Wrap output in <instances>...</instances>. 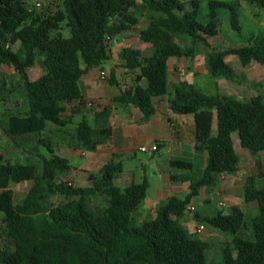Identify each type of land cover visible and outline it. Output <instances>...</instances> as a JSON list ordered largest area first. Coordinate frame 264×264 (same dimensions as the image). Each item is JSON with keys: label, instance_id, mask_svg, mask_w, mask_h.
I'll return each instance as SVG.
<instances>
[{"label": "trees", "instance_id": "16d2710c", "mask_svg": "<svg viewBox=\"0 0 264 264\" xmlns=\"http://www.w3.org/2000/svg\"><path fill=\"white\" fill-rule=\"evenodd\" d=\"M31 1L0 0V66H13L17 76L11 83L0 79V122L14 143V157L6 152L0 157V188H6L11 178L33 182L21 201L14 200L11 190L0 192V264H209L208 241L190 232L180 219L202 188L212 189L221 173L239 170L235 134L243 148L255 154L263 151L264 95L239 99L233 93H207L187 79L170 87L168 58L194 57L204 43L210 47L208 71L226 79L238 75L227 55H236L244 67L252 61L264 64V40L251 38L248 44L224 50L209 41L219 35L222 9L228 10L233 28L240 29V2L208 0L209 10L200 16L199 0H60L55 8L51 4L40 12ZM251 1L264 7V0ZM140 3L146 5L148 24L139 38L150 43L152 51L143 56L126 49L124 58L135 60L139 72L117 100L133 97L145 122L156 113L153 97L169 94L174 113L192 114L194 148L207 152L208 159L198 168L190 159L170 160V167L178 170L171 173L170 181L187 182V196H168L152 220L132 226L134 212L147 196L148 178L117 186L115 179L125 167L121 161L109 160L99 175L89 177L105 196V204L94 205L84 187L56 181L70 163L57 152L50 134L64 130L73 115L82 112L83 75L111 58L107 35L113 39L139 24L134 8ZM64 22L69 38L60 32ZM181 36L190 43L180 41ZM38 55L44 70L31 80L28 70ZM143 79L145 85L140 83ZM109 81L117 84L114 72ZM110 114L112 108L106 105L95 112L93 124L86 117L77 123L75 135L86 149L96 150L110 141ZM215 114L218 133L213 136ZM49 123L56 128L49 129ZM156 143V151L165 144ZM263 176L264 171L244 181L246 202H257L250 227L244 224L246 212L237 205L229 213L206 217L210 226L232 236L222 248V264H264V186L257 183ZM57 193L76 197L54 203L51 198Z\"/></svg>", "mask_w": 264, "mask_h": 264}, {"label": "rangeland", "instance_id": "374dc122", "mask_svg": "<svg viewBox=\"0 0 264 264\" xmlns=\"http://www.w3.org/2000/svg\"><path fill=\"white\" fill-rule=\"evenodd\" d=\"M42 2V6H37L36 2L37 0H32L31 7L36 12H40L43 8H46L47 6L52 4V7L58 6V3L60 0H38ZM187 1V0H182ZM200 2V16H204L208 9V0H199ZM224 1H234V0H224ZM237 2H240L241 5V11L242 14L240 16V29L237 30L233 28L230 22V17L228 14V10L222 9L220 10V20H221V26H220V32L219 35L216 37L209 38V41L211 42V46L215 47L217 49L224 50L228 47L232 46H241L248 44L251 38H258L260 40H264V7L258 6L257 3L252 2L251 0H237ZM146 5L144 3H140L136 8H134V11L136 15L139 17L140 22L139 24L132 30H127L123 34L117 36L115 39H113V42L111 40V43L113 45V53L114 56L110 58L109 60H106L103 65L106 66L104 69L106 70L107 77H109V71L119 69V71L122 72L121 68H125L126 62H128L126 59L122 56V51H118L122 42L124 41L125 44H130L132 46H136L137 43L140 42L139 38V32L140 30L145 27L148 23V17H147V10ZM60 32L62 36L69 38L70 37V31L67 27L66 22L63 23L62 28L60 29ZM122 37V38H121ZM185 37L184 39H188V37ZM123 40V41H122ZM110 43V44H111ZM124 47V44L122 45ZM130 46V47H132ZM14 48H17L15 46ZM199 52L196 53V55L193 57H190V61L192 64V72H195L196 70L200 71L198 74H195L193 77V83L196 84L200 89L207 93H233V90H237V87L240 85H243V83L246 81L247 76L250 75L251 70L243 68V66L240 64L238 58L236 55L230 54L227 55L228 62L236 69L238 75L237 78L233 79H226L224 77H220L219 80L212 76L210 73H202V71L206 68V58H205V52L210 49V47L205 46L204 43H200L198 45ZM41 56H38L37 64L30 70V74L32 78L38 77L44 70L43 65L41 63ZM195 60V62H194ZM194 63H197L198 67L194 68ZM115 64V66H114ZM111 66H114L110 68ZM110 68V69H108ZM120 74V83L122 86L128 84L127 82V75L126 73H132L129 69L126 70V72H123V75ZM125 73V74H124ZM248 75V76H249ZM135 77V76H134ZM17 78L14 67L9 65H1L0 66V79H5L9 83L13 82ZM108 81V80H107ZM100 84H104V82H99ZM222 89V90H219ZM225 91V92H224ZM95 110L94 107H90L86 113L87 118L89 122L92 124L94 123V116L93 111ZM71 113L70 107L68 108V114ZM78 114V113H77ZM73 115L72 123L67 124L64 127V130H71L75 127V125L78 123L76 115ZM81 119V118H80ZM78 119V120H80ZM53 125L52 123H49L48 127ZM56 126H51L50 129L54 130ZM53 131L51 132V134ZM57 142H59V138L57 139ZM14 143L8 139L6 132L4 130L3 124L0 122V155L3 154V152L9 153L7 157H12L14 153ZM75 142L73 138L69 139L68 141H62L57 144V150L59 153L68 159L70 163V168L66 172H62L60 176L56 179L57 182H63L64 184H71L75 187H84L87 189L89 193V200L92 204L96 205H102L105 204V196L104 191L102 189L97 190L94 187V182L89 179L90 175L93 173L94 175H99V170L102 166V164L105 161H108L113 155L106 157V156H94L95 152L92 151H85V148H81V146H75ZM240 146H238L239 148ZM239 150V164L241 165L243 163V160L246 159V156L243 155L241 152V148ZM43 153L48 154V151L46 148H43ZM83 151L86 152V154L83 153ZM245 155H248L250 152L247 148L244 150ZM192 153V154H191ZM167 154V150L162 148L159 152H152V151H142L137 150L136 152H129L126 153L124 157L117 156L114 157L116 159L121 158L122 162L125 166V171L122 173V175L115 179V184L120 187H125L130 184L131 181L135 182H141L145 177L148 178L149 182V188L147 192V198H151L154 190L157 187H166L169 188L171 195H175L181 199H184L189 189H186V184L182 182H171L170 181V175L171 173H176L178 170L173 169L167 164L165 158ZM200 154V156H198ZM201 155L202 152L193 150V152H189L183 156L184 158L181 159H190L191 161L196 162V165L199 166L201 164ZM20 158L23 159L22 155L20 154ZM236 176V173H230V178H233ZM33 182L30 180H20L17 178H11L9 179L8 185L6 188H0V192L5 190H11L14 194V200L15 201H21L23 200ZM259 186H264V183H258ZM241 193H237L235 195V202L240 201V197H242V190ZM206 194L203 191L201 194V199L206 198ZM76 196H67L63 195V193H57L55 194L51 200L54 203H65L69 201L72 198H75ZM219 198H213L209 203L208 206H201V207H195V213L185 211L183 217L180 219L181 222L189 229L190 232H194L195 226L199 222H203L206 229L201 233L198 234L202 239H205L208 241L209 245V257L210 262L209 264H222L221 261V252L224 244L226 242L232 240V236L230 233H226L220 229L214 228L210 226L209 222L206 220L207 217V207L209 209L208 213L211 215H215L218 212L223 213H229L231 211V207L229 204H226L224 206L218 205ZM147 200V199H146ZM164 200L157 203L152 210L145 209L143 207L144 201L141 202V205L137 208V210L134 212V218L131 222L132 226H136L138 224H141V222L147 220H152L156 216L157 208L158 206L163 202ZM192 203V202H190ZM246 208L248 209V216L254 215L257 212V208L255 205L250 204L247 205ZM197 212L199 214V217L197 215ZM2 214L0 213V225Z\"/></svg>", "mask_w": 264, "mask_h": 264}, {"label": "crops", "instance_id": "0c3cea01", "mask_svg": "<svg viewBox=\"0 0 264 264\" xmlns=\"http://www.w3.org/2000/svg\"><path fill=\"white\" fill-rule=\"evenodd\" d=\"M37 2L39 1L37 0ZM124 32H122L121 34H123ZM184 38L185 37L181 36L179 37V40L184 43H190L189 39H184ZM123 44L124 47L122 46ZM130 46L132 45L125 44L124 41L122 42L118 51H121V49L123 48L122 51L123 58L126 49H129V51L137 50L143 56L149 55L150 52L152 51L151 44L142 42L141 40L139 43L136 44L135 47L134 46L130 47ZM110 48H111L110 51L112 58L114 56L113 53L114 49L112 43L110 44ZM207 51L205 52V58ZM38 56H37V61H38ZM126 60L128 62H126L125 64L128 65H126L124 69L121 68L122 72L119 71V69L111 70L109 71V77H107V74L105 72L106 70L104 69L106 66L103 65L104 63L103 62L100 66L91 69L90 71H88V73H85L81 79V88L83 91L82 94L86 100V104L83 107L82 112L76 115L77 117H79L77 118L78 122L83 117H86V119L88 120L86 113H88L87 110L90 107L95 108V110L93 111L94 112L93 116L96 111L100 110L106 105L112 108V114H110V123L113 128V135L110 141L107 144L105 143L100 145L96 150H89V151L95 152L94 156L101 155V156L109 157L113 155V157H111L109 160L122 162L121 158L124 157L126 153L136 152L138 149L140 150V147L142 146H147L150 148L157 141L158 142L164 141L165 144L162 148L167 150V154L165 155L166 156L165 160L167 164H169L170 166V160L184 158L183 156H185V154L189 152H193V150H195L194 148L195 126H194L193 116L192 114L181 115L174 113L169 105V94L153 97L152 101L156 107V113L151 117L150 120L145 122L142 121L141 119L143 112L137 106L133 97H128V100L125 102L118 101L117 98L122 93L121 89L126 88L125 85L122 86L120 83L119 72H121V75H123V72H126V70L128 69L132 71V73L129 72L126 73L127 82H128V84H126L127 87H130L134 84V76L139 72V68H134V66L137 65V62L135 60L130 58ZM226 60L228 61L227 56H226ZM114 66H111L110 68ZM33 67H31L28 70V74L31 80H36L42 75L43 72L38 77L32 78L30 74V70H32ZM197 67H198L197 63H194L195 70ZM243 68L250 69L251 70L250 75L249 74H248L249 76L246 75L247 76L246 81L243 83V85L237 87V90L234 89L233 94H235V96L239 99H246V98L248 99L254 96H258L259 94L264 95V84L261 86L256 85L258 82L264 81V64H260L257 61H252L246 67L243 66ZM168 70H169L168 76H169L170 87L174 82H178L181 79H187L188 81L193 82V78H194L193 76L200 72L198 70L192 72V64L190 61V57H186V56L169 57ZM101 71L105 72L106 74L105 78L101 77ZM111 72H114L117 84L112 85L110 83L109 78ZM202 73H210L207 69V62H206V68L202 71ZM215 78L219 80L220 77H215ZM99 82H104V84L102 85ZM140 83L142 85H145L146 81L143 79L141 80ZM171 93H172V88H171ZM90 103L91 105H89ZM216 117L217 115L215 114L212 119L213 136H216L218 133ZM51 126H49V129ZM76 126L77 124L71 130L54 131L52 134H50L53 145L56 150H57L56 146L58 143L62 141L64 142L68 141L71 138H73L75 142L74 144L75 146H81V148H85V146L79 140L78 136L75 135ZM58 138H59V142H57ZM238 138H239L238 135L235 134L233 138L235 149L237 152H239L238 149L241 148V152L243 153L244 156H246V159L243 160V163L240 165L239 170L236 172V176L234 177V179L230 178V173H221L219 176V180L214 188L212 189L202 188L200 194L194 197L191 202L192 204L195 205L196 208L201 206H208L207 204L209 203V201H211L213 198L216 197L219 198L218 199L219 202L223 201L222 206L226 204H229L230 207H232L233 205H237L246 212L244 224L250 227L251 217L253 215L248 216V209L246 208V206L253 204L257 208V204H256L257 202H253V201L246 202L244 197L243 186H244V181H246V178L249 175L252 174L258 175L259 173L264 171V149L258 154L252 153L250 151L248 155H245L244 153L245 148H243L240 145ZM238 146L240 147L238 148ZM162 148L160 150H162ZM86 150L88 151V149L85 148V151ZM85 151H83L84 154H86ZM149 151L151 150H148V152ZM159 151H152V152L154 153ZM57 152L59 153L58 150ZM121 155L123 156L118 159L114 158L117 156L119 157ZM198 156H200V154ZM207 159H208V153L202 152L201 164L197 166L196 162L194 161L192 162L194 163V166L198 168V167H203L206 164ZM182 183L186 184L185 188L188 189V183L187 182H182ZM257 183H264V176L260 178L259 181H257ZM241 190H242V197H240L239 202L237 201L235 202L236 199L235 195L237 193H241L240 192ZM203 191L206 194L205 196L206 198L201 199V194L203 193ZM168 196H171L169 188L157 187L154 190V193L151 198L148 199L146 196V198L143 200L144 201L143 207L145 209L147 208L152 210L157 203H159L162 200H165ZM208 211L209 209L207 207V216H213L209 214Z\"/></svg>", "mask_w": 264, "mask_h": 264}, {"label": "built area", "instance_id": "2783aa9c", "mask_svg": "<svg viewBox=\"0 0 264 264\" xmlns=\"http://www.w3.org/2000/svg\"><path fill=\"white\" fill-rule=\"evenodd\" d=\"M36 5L37 6H41L42 2L39 1V2L36 3ZM111 40L112 39L110 38V36L107 35V41L109 42V44L111 43ZM105 76H106L105 72L101 71V77L105 78ZM89 105H91V103ZM140 150H142V151H148V150L156 151L157 150V143L152 145L150 148L147 147V146H142V147H140ZM219 205L222 206L223 205V201L219 202ZM186 211L195 213V205L189 202L186 205ZM205 229H206V227H205L204 223L203 222H199V223L196 224L194 232L197 233V234H201Z\"/></svg>", "mask_w": 264, "mask_h": 264}]
</instances>
